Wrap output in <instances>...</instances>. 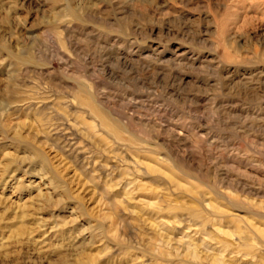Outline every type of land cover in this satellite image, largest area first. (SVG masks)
I'll return each mask as SVG.
<instances>
[{
	"label": "rangeland",
	"instance_id": "obj_1",
	"mask_svg": "<svg viewBox=\"0 0 264 264\" xmlns=\"http://www.w3.org/2000/svg\"><path fill=\"white\" fill-rule=\"evenodd\" d=\"M0 264H264V0H0Z\"/></svg>",
	"mask_w": 264,
	"mask_h": 264
}]
</instances>
